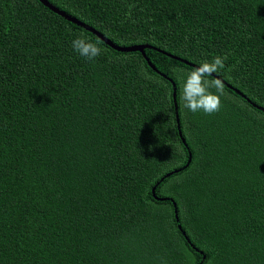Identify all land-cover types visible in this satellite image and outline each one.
<instances>
[{"label": "trees", "instance_id": "1", "mask_svg": "<svg viewBox=\"0 0 264 264\" xmlns=\"http://www.w3.org/2000/svg\"><path fill=\"white\" fill-rule=\"evenodd\" d=\"M48 1L151 46L187 146L173 86L140 52L0 0V264H264V112L227 86L264 108V0ZM81 34L94 60L74 51ZM154 48L195 66L226 55L220 111L184 108L194 67Z\"/></svg>", "mask_w": 264, "mask_h": 264}, {"label": "clouds", "instance_id": "2", "mask_svg": "<svg viewBox=\"0 0 264 264\" xmlns=\"http://www.w3.org/2000/svg\"><path fill=\"white\" fill-rule=\"evenodd\" d=\"M134 4H128L126 18L131 19ZM72 47L80 56L88 60H94L101 55L102 49L97 43H93L83 34L72 40ZM228 57L214 56L210 61L203 60L198 66L186 72L182 76V95L183 106L192 113L203 111L211 115L221 109V96L224 95L223 82L218 78H211L213 73H218L225 67ZM214 89V91H213ZM161 264H166L163 259Z\"/></svg>", "mask_w": 264, "mask_h": 264}, {"label": "water", "instance_id": "3", "mask_svg": "<svg viewBox=\"0 0 264 264\" xmlns=\"http://www.w3.org/2000/svg\"><path fill=\"white\" fill-rule=\"evenodd\" d=\"M40 2H42L44 4V6L48 7L50 10H52L53 12L63 16L66 20L80 26V27H83L84 29L88 30L89 32H92L94 33L99 39H101L102 41H104L108 46H110L111 48L117 50V51H122V52H133V51H138L140 52L144 57H145V60L147 61L148 63V66L153 70L155 71L156 73H158L159 75H161L162 77L166 78L167 81L171 82L172 86H173V92H172V96H173V102H174V106H175V120H176V126H177V130H178V134L182 140V143H184V145L187 146V143L185 141V138L182 136V132H181V128H180V123H179V118H178V113H177V106H176V85H175V82L167 77L165 74L161 73L160 71H158V69H156V67L149 61V59L145 56V48H150L151 46H148L146 44H138V45H128V46H120V45H116L115 43H113L110 39H108L107 37H105L102 33H100L99 31H97L96 29H94L93 27L89 26L88 24L78 20L77 18L65 13L64 11L60 10L58 7H56L55 5H53L52 3H50L48 0H39ZM156 49L157 51L159 52H162L164 53L165 55L171 57V58H174L182 63H185L187 65H190L192 67H197L195 66L194 64L188 62L187 60H184V59H181L175 55H172V54H169L168 52H165V51H162L158 48H154ZM213 77H217L219 78L218 76H216L214 73L212 74ZM220 79V78H219ZM224 84H226L224 81H223ZM229 88L233 89L237 94H239L240 96H242L245 100H247L249 103H251L254 107H256L257 109L261 110L264 112V108L262 106H259L257 104H255L254 102H251L248 98H246V96L244 94H242L238 89H235L233 88L232 86L230 85H227ZM191 159V152H189V158L187 159L186 161V164H185V167L187 166V163L189 162V160ZM175 171H178V169H175L173 171H170L169 173H166L163 177L165 176H168L169 174L175 172ZM155 187L156 186H153L152 187V195L156 197L155 195ZM173 205L175 207V219L176 221L179 220V217H178V214H177V209H176V203L173 202ZM178 228L179 229H182L181 228V225L178 224ZM183 234H185L183 232ZM187 238V237H186ZM192 247L194 248V246L192 245ZM195 249V248H194ZM204 257V256H203Z\"/></svg>", "mask_w": 264, "mask_h": 264}]
</instances>
